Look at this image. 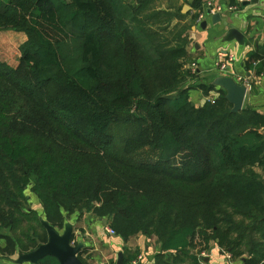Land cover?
<instances>
[{
	"label": "trees",
	"instance_id": "16d2710c",
	"mask_svg": "<svg viewBox=\"0 0 264 264\" xmlns=\"http://www.w3.org/2000/svg\"><path fill=\"white\" fill-rule=\"evenodd\" d=\"M144 4L0 0V32L26 36L16 66L0 61V226L19 221L32 184L54 227L63 211L81 209L107 218L124 241L155 236L153 264H198L211 243L239 264H264V114L232 112L211 82L183 87L192 76L184 33L200 0L169 38L163 30L176 15L147 13ZM258 52L264 43L247 54L245 71L262 72ZM191 88L217 96L196 107ZM120 111L137 130L115 148L108 129ZM144 148L156 156L134 160ZM1 239L14 253V239ZM37 264L58 261L45 256Z\"/></svg>",
	"mask_w": 264,
	"mask_h": 264
},
{
	"label": "crops",
	"instance_id": "0c3cea01",
	"mask_svg": "<svg viewBox=\"0 0 264 264\" xmlns=\"http://www.w3.org/2000/svg\"><path fill=\"white\" fill-rule=\"evenodd\" d=\"M180 10L176 11L173 21H189L192 14L197 10L192 6L194 0H176ZM233 0H200L201 11L203 17L191 25L187 36L188 43L186 45L187 56L184 61V69L195 71V76L189 77L183 87H194L198 83H209L221 75L230 76L236 80L244 78L248 82V90L246 92L243 107H250L259 113L264 114V54L258 52V58L255 62H259L263 68L260 74H256L255 69L245 71L243 62L247 58L250 51H255L256 46L264 43V0H245L235 10H230L229 6ZM186 7L191 11L185 19L180 20L178 13L184 14ZM210 9L212 13H219L221 20L215 24L211 22V15L206 11ZM218 9V11H215ZM175 12V11H174ZM206 21L205 28L200 26L202 21ZM225 23V25L223 24ZM229 26H232L244 34V43L242 45L233 41H224ZM257 52V51H256ZM255 52V53H256ZM228 56H232L233 60L229 62L226 70H219L217 66L218 60H225ZM253 86L254 90L249 86ZM194 93L193 98L190 95ZM189 100L196 106H201L205 101L211 99L205 96L196 88L188 90ZM72 222V221H71ZM107 218H96L91 212L83 211L76 222V227L81 228L87 237L86 244L93 252L94 260L92 264H108L115 262L117 253L125 255L142 254L143 260L141 264H153L154 256L160 252L159 242L152 240L149 243L145 239L137 241L129 238L124 241L117 235H111L106 232L109 227ZM73 225V223H72ZM79 234V233H78ZM144 237V236H143ZM145 238V237H144ZM142 243V244H141ZM141 244V245H140ZM142 246L141 252H139ZM208 256L204 258V264H239L240 260L227 262L221 252L220 247L215 243L210 244L207 251Z\"/></svg>",
	"mask_w": 264,
	"mask_h": 264
},
{
	"label": "rangeland",
	"instance_id": "374dc122",
	"mask_svg": "<svg viewBox=\"0 0 264 264\" xmlns=\"http://www.w3.org/2000/svg\"><path fill=\"white\" fill-rule=\"evenodd\" d=\"M127 3H136L138 4L140 0H124ZM146 2L145 8L147 13L161 10H166L170 14H175L176 11L180 10V6L177 5L176 0H143ZM175 11V12H174ZM190 8H186V12L184 14L190 12ZM143 14V13H142ZM171 19L168 26L165 24H162L163 27L166 26V29L163 30L164 36L169 38L171 28L176 27L177 30H180L182 25L186 23L185 21H179L175 22ZM162 27V26H161ZM189 29H186L185 35L188 36ZM26 39V36L24 33L14 30H4L0 32V61L7 64L10 67H14L17 65L18 57L20 56V45L24 42ZM185 61V60H184ZM195 76L196 72L192 71L191 75ZM210 95V94H209ZM194 93L190 95L191 98H193ZM211 97L214 98L216 95V92H212ZM126 115L124 112H119V119L115 123H113L109 129V136H111L112 145L115 148L121 147L126 139L133 137L136 133L137 126L132 121H127ZM156 156V152L149 150L147 148L141 149L138 152H135L132 157L134 160H150ZM30 184L25 190L24 195L25 198L21 202V211L22 214H17L16 219L19 220L15 223L14 227H5L3 224L0 226V233L9 236L10 238L14 239L15 242V252L9 253L7 250L6 241L4 239L0 240V264H16L15 260L17 258V255L20 253L28 252L35 247H37L38 244L43 243L47 239V233L43 227H38V222L41 220H45V216L43 213L42 205L40 203V200L38 199L37 195L31 190ZM29 211H34L36 213L35 215L28 214ZM83 212L81 209L74 210L72 213H67L63 211V221L62 225L55 226L56 230L59 233H62L64 230V225L66 222L73 223V233L71 236V243L73 245H76L78 243H82L83 246L79 252V258L85 263V264H92L91 261L94 260L93 252L90 250V247L86 244L87 237L81 230V228L76 227L77 219L79 218L80 214ZM23 218V219H22ZM32 218V219H31ZM31 220V221H30ZM72 221V222H71ZM14 228V229H13ZM79 233V234H78ZM145 238H144V237ZM32 238L35 239V241L32 243H28V241L32 240ZM131 238L136 239L139 241V239H145L149 243H152V240H154L153 235H143V234H137ZM156 241V238H155ZM28 244V245H34L30 249L26 251L20 250V245ZM142 244V243H141ZM140 244V245H141ZM140 248L139 252L142 250V246L138 247ZM200 256V255H199ZM233 260H238V258H233ZM189 262L186 261L185 264H188Z\"/></svg>",
	"mask_w": 264,
	"mask_h": 264
},
{
	"label": "water",
	"instance_id": "95a60500",
	"mask_svg": "<svg viewBox=\"0 0 264 264\" xmlns=\"http://www.w3.org/2000/svg\"><path fill=\"white\" fill-rule=\"evenodd\" d=\"M206 13L211 15L213 24L221 20L219 13H212L210 9ZM223 24L225 25V23ZM200 26L205 28L206 21L203 20ZM233 40L237 44L242 45L245 40L244 34L238 29L229 26L224 36V41ZM211 83L225 91V98L232 105V112H239L243 108V101L248 90L243 78L236 80L230 76L221 75L215 77ZM41 225L47 233V240L28 252L18 254L15 260L16 264H37L45 256L55 257L58 264H84L78 257V252L83 244L81 242L76 245L71 243L73 226L70 222L65 223L62 233H59L46 220H41ZM123 262V253L120 251L117 253L115 264H123Z\"/></svg>",
	"mask_w": 264,
	"mask_h": 264
},
{
	"label": "built area",
	"instance_id": "2783aa9c",
	"mask_svg": "<svg viewBox=\"0 0 264 264\" xmlns=\"http://www.w3.org/2000/svg\"><path fill=\"white\" fill-rule=\"evenodd\" d=\"M244 1L245 0H233V2L229 6V9L230 10L237 9L240 5H242V3ZM215 11H218V9H215ZM202 13L203 12H200L199 13L198 20H200L203 17ZM232 60H233V57L232 56H228L225 60H218L217 61V66H218L219 70H226L229 62L232 61ZM243 82L248 87L249 84H248L247 80L243 78ZM208 100L211 101L212 99H208ZM106 232L109 233V234H111V235H114L115 234V232L110 227H107L106 228ZM221 252L224 255V257H225V259H226L227 262H231L232 261V256H231V254L229 252H227L226 250H223V249H221ZM207 254H208L207 251H204V252H202L200 254L199 260H198V264H204V261L203 260H204L205 257L208 256ZM142 260H143L142 254H137L134 257L128 259V261L126 263L123 262V264H141ZM108 264H115V262L108 263Z\"/></svg>",
	"mask_w": 264,
	"mask_h": 264
}]
</instances>
